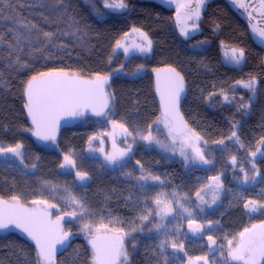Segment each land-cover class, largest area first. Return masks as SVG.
Returning a JSON list of instances; mask_svg holds the SVG:
<instances>
[{"label": "trees", "instance_id": "1", "mask_svg": "<svg viewBox=\"0 0 264 264\" xmlns=\"http://www.w3.org/2000/svg\"><path fill=\"white\" fill-rule=\"evenodd\" d=\"M124 1L128 10L117 15L107 13L100 0H70L67 13L55 27L52 46L29 70L16 73L0 64V134L9 141L38 147L31 133L22 132L30 130L23 111L24 89L33 76L50 72L88 78L111 76L112 111L155 127L164 117L154 92V69L173 68L184 77L188 88L181 111L189 129L203 143L209 161L206 169L220 178L226 195L219 207L209 202L213 217L225 228L240 233L264 223V207H259L264 205V47L251 41L248 24L226 0L207 4L198 32L186 41L172 24V11L150 0ZM136 32L141 40L146 34L152 41L151 51L128 56L118 53L117 41ZM233 49L244 52L243 61L234 60L235 65L229 64L232 56L228 51ZM120 68L123 72L117 73ZM253 80L254 91L245 87ZM91 121L88 118L64 130L59 143L72 134L83 133L84 125ZM158 134L167 139L168 128H160ZM120 141L124 144V139ZM109 144L103 140L105 151ZM94 147H102L101 142H95ZM136 150L127 156L136 160ZM232 157L236 158L235 164ZM228 190L241 191L244 198L227 194ZM0 197L7 195L0 190ZM250 201L256 202L257 210L245 207ZM135 248L129 264H153L147 263L140 249ZM37 254L36 248L22 238L0 235V264H37ZM90 258L85 244L77 240L55 264H88Z\"/></svg>", "mask_w": 264, "mask_h": 264}, {"label": "rangeland", "instance_id": "2", "mask_svg": "<svg viewBox=\"0 0 264 264\" xmlns=\"http://www.w3.org/2000/svg\"><path fill=\"white\" fill-rule=\"evenodd\" d=\"M210 1L212 0H205V6ZM119 2L120 0H100L107 13L117 15L128 10L124 0L125 8L106 5ZM69 6L70 0H0V64L16 73L29 70L52 46L55 27L65 16ZM205 8L201 7L200 0H178L172 10V24L182 40L186 41L198 32ZM182 28L186 35L182 33ZM45 32L53 33L51 41L44 36ZM136 34L137 32L127 35L116 51L125 56L139 52L137 45L144 41ZM261 46L264 47V42ZM125 49L128 51L125 52ZM228 53V56H232L229 64L235 65L233 50ZM238 54L235 53L236 56ZM122 72V68L117 70V73ZM113 121L117 126L114 127ZM159 123L152 127L137 120H129L112 111L111 105L104 117L86 123L83 133L72 134L61 143L57 140L36 147L18 140L9 141L5 135L0 134V149L22 145V157L7 151L0 152V190L7 195V198H2L13 201L12 197L15 196L20 204L45 208L56 219L63 216L61 222L64 231L70 233L68 238L72 237L76 241L86 243L98 228L99 235L116 234L122 230L126 234L124 246L128 259L125 262L121 257L119 264H129L130 254L135 247L140 249V255L147 263L153 264H242L243 261H233L228 257L227 244L228 240H232L234 247L240 232L225 228L219 219L213 217V209L209 207L213 195L209 185L213 184L211 178L216 176L211 169H206L207 164L193 159V148L196 147L207 160L206 151L202 150V141L197 140L198 136L190 129L181 136L169 134L167 139H163L158 131L160 128L166 131L170 124L168 121V125H165V118ZM121 124L127 132L119 127ZM22 132L31 133L25 129ZM149 132L155 138L152 142L141 139V136L148 135ZM104 139L110 143L107 151L103 147ZM122 139L124 144L120 141ZM156 140L160 143L157 144ZM95 142H101L102 147H94ZM113 143L118 149L131 145V153L139 147L140 152L136 150L139 152L138 157L133 160L130 156H125L116 163H109L105 156L113 152ZM182 149L184 155H181ZM65 156L70 157L74 166L66 164ZM141 168L145 173L159 176L160 180L139 181L137 178L142 174ZM77 172L86 173L85 179L80 180ZM142 184L145 185L143 188ZM222 191L221 187L219 198L216 203H212L214 208L219 207L226 196ZM197 192L204 197L205 203L197 197ZM173 193L177 196L174 197ZM69 194L85 206L83 215L78 205L70 203ZM227 194L241 195L244 198L241 191L228 190ZM158 197L162 200L159 206L155 203ZM177 197L190 210L191 216L179 209ZM33 201H46L55 207L35 205ZM165 203H170L173 211L162 220L156 213ZM73 211L77 213L75 217L65 215ZM149 212V219L142 220L141 217ZM190 220L193 221L192 228L189 227ZM85 223L91 225L90 231L83 229ZM156 224H162L163 227L157 231ZM197 225L202 227L199 231H194ZM208 236H212L216 243L210 245ZM161 240L168 241L163 250L159 247ZM172 243L177 247L173 248ZM201 257L205 259H197ZM40 264L45 263L41 261Z\"/></svg>", "mask_w": 264, "mask_h": 264}, {"label": "snow or ice", "instance_id": "3", "mask_svg": "<svg viewBox=\"0 0 264 264\" xmlns=\"http://www.w3.org/2000/svg\"><path fill=\"white\" fill-rule=\"evenodd\" d=\"M62 2V0H61ZM201 3L204 0H200ZM262 6H264V0H261ZM244 7V5H240ZM106 7H117V8H125L123 0H120L119 3L113 5H106ZM199 13L197 12V16ZM190 18V17H189ZM179 19V16H178ZM32 27H35L33 25ZM256 31V29H253ZM133 31H139L138 29H133ZM183 34H187L185 30L181 29ZM259 36L264 37V30L259 31ZM144 37V43L141 45H137V48L141 52L151 51L152 41L148 39L146 34H142ZM44 36L51 41L53 33L45 32ZM119 41H117V47H119ZM128 50L125 49V52ZM236 49H233V58L236 63L240 62V59L243 57V50H239V56L235 55ZM19 60V58H17ZM142 67V66H141ZM158 73L157 75V91L161 94V103L164 107V115H165V125H168L169 118L173 121H176L179 117L177 104L179 101L180 93L183 91V77L176 73L174 69L170 70L171 79L166 80L163 89L161 88L159 72L160 70L154 69ZM107 82V77L97 76L95 80H80L75 76L69 77L66 73H40L39 77L33 76L31 80L28 82V87L26 89L27 95V104L25 107L28 109V114L32 117V122L36 125L37 131L35 135L39 136L41 139H54V129L55 125L59 119L60 114H77V110L80 108L93 107L95 111V101L98 97L104 96L103 93V85ZM245 87L254 89V80L245 84ZM103 106H107V98H104ZM97 115L101 113L99 111L96 112ZM114 127L117 126L116 122L113 121ZM42 127L46 129L45 132H42ZM120 128L124 129L127 132V129L124 128V125H119ZM176 130L172 129L171 131ZM131 135V133H128ZM232 136L235 137L236 133L233 132ZM141 139L152 142L155 138L152 137L149 132L148 135L141 136ZM198 140L199 137H196ZM157 144L160 143L159 140L155 141ZM174 142V138H173ZM219 143H223L220 141ZM22 145L17 144L15 147H9L7 149H0V152L7 151L13 153L17 157H22L20 152ZM131 145H129L125 149H118L113 143V152L105 156V159L109 163H116L118 160L127 156L131 151ZM102 150V149H101ZM193 151L195 152V156L193 159H198L202 163H209L208 160L205 159L204 154L199 148L194 147ZM181 155H184L183 149L181 150ZM256 153L253 152L252 156H255ZM185 159H188L185 156ZM64 160L66 164H70L74 166V162L70 159L69 156H65ZM21 162L23 160L21 159ZM232 162L235 164L236 158L232 157ZM35 167V165H33ZM64 167V165H61ZM253 169H255V164H253ZM243 171V169H241ZM141 176L137 179L139 181L147 182L149 180L159 181V176H153L151 173H145L143 168H141ZM77 177L80 180H84L86 177V173L77 172ZM128 175H131L129 173ZM213 184L209 185L211 188L212 195V203H215L219 198V189L222 187L219 180L220 178L212 177ZM249 179L247 173H245L244 180L247 181ZM254 179V177H253ZM145 185L142 184L143 188ZM55 191V186L53 188ZM163 195V194H161ZM197 197L201 200L202 203H205L204 197L201 196L200 192L196 193ZM173 196L176 197L177 194L173 193ZM70 203H74L78 205L81 215L86 211L85 206L78 200L75 196H71L69 194ZM179 197H177V204L179 209H182L183 212L188 213L191 216V212L188 208L184 207L182 203L179 202ZM12 200L13 204H7L5 201H0V228H6L9 224H15L16 227L21 228L23 231L27 232V234L36 242V246L39 249L38 252V264L41 261L45 262V264H51V261L54 257L55 253V245L58 243H63L64 240L68 238L70 233L65 232L60 221L63 219V216H58L56 221H51L47 219L48 213L46 210H41L39 208H24L22 205L18 203V197L13 196ZM35 205L44 204L46 207H55V205L48 204L46 201H33ZM155 203L159 206L162 204V200L158 197L155 200ZM246 208H250L252 211L257 210V205L255 201H250L245 205ZM259 207H264V205H259ZM173 211L170 203H165L163 207H160L157 211V215L161 216L163 220L165 216ZM65 215L75 217L77 215L76 211L66 213ZM148 215H143L141 217L142 220H148ZM193 221H189V227L192 228ZM163 227L162 224H156L155 228L159 231ZM201 225H197L194 231H199ZM83 229L85 231L91 230V225L85 223L83 225ZM259 229V231H257ZM135 230V229H133ZM111 231V230H110ZM99 228L96 229V234L92 236L89 240V243L92 247L93 259L95 264H116V261L119 260L120 257L124 258V261L127 262L128 254L124 246V234L122 230L110 237H101L99 235ZM208 240L211 244H215V240H213L212 236H208ZM168 244L167 240H161L159 247L163 250L165 246ZM227 244L229 245L228 257L233 261H243L244 264H257V258H264V223L259 225H253L251 229L245 228L244 231L239 233V240L233 247V241L228 240ZM173 248H176L177 245L172 243ZM182 249V245L180 246ZM197 259H205V258H197Z\"/></svg>", "mask_w": 264, "mask_h": 264}, {"label": "water", "instance_id": "4", "mask_svg": "<svg viewBox=\"0 0 264 264\" xmlns=\"http://www.w3.org/2000/svg\"><path fill=\"white\" fill-rule=\"evenodd\" d=\"M153 1H155L158 5H160L162 7H165V8H168V9L174 7L176 5V3H177V0H153ZM238 1L239 0H235V2H238ZM255 1L256 0H250V3H254ZM259 1L261 2V0H259ZM261 6H262V3H261ZM263 7L264 6H262V8ZM253 32L254 31L252 30V33ZM172 69L173 68H170V67H165V68L158 69V70H160L159 77H160V83H161V88L162 89L164 87L165 81L171 79V75L172 74H171L170 70H172ZM175 72L179 73L176 70H175ZM50 73H56V74L66 73L69 77L75 76L76 78H78L80 80H89V81L95 80L96 77H97V76H94V77H89L88 78V77H84V76H81V75H78V74H74V73H69V72H50ZM157 75H158V73L155 71L153 73L154 92H155V96H156V99H157L159 107H160L161 115L163 117H165V115H164V107L162 106V103H161V94H160V92L157 91ZM179 75L181 77H183L180 73H179ZM37 77H39V76H37ZM100 77H107V82L103 85L104 96L98 97L97 100L95 101V109L96 110L94 111L93 107H87V108L78 109L77 110V114H75V115L60 114L59 115V119H58V121H57V123L55 125V129H54V136H55L54 139H51V138H49V139H41L39 136L35 135V132L37 131L36 125L33 124L32 117L28 114V109L25 107V105L28 102L27 95H26V89L28 87V83H27L26 86H25V89H24L23 111H24V114H25V119H26L27 126L31 130L32 139L39 145H45V144H48L50 142L57 141L60 138V136H61V134H62V132L64 130L74 128L75 126L80 124L83 120H86L88 118L93 119V120H98V119L104 117L109 112L110 107H111V99H110V95H109V88H110V83H111L112 79H111V76H100ZM187 93H188V88H187L186 81H185V79L183 77V91L180 93L179 101H178V104H177V110H178L179 117H178V119L176 121H173L171 118H169V124L170 125L168 127V132L170 134V130L176 129V130L171 131V135L174 136V137L181 136V135H183L184 133H186L189 130L188 122H187L186 118L184 117V115H183V113L181 111V106H182V104H183V102H184V100H185V98L187 96ZM105 97L107 98V106L106 107L103 106V102H104V98ZM97 111H99L101 114L97 115L96 114ZM41 131L45 132L46 129H44L42 127ZM0 201H5V202H7V204H13L14 203L13 201L5 200L3 198H0ZM20 205H22L24 208H29V209H31V208H39L41 210H46V212L48 213L47 219H49L51 221H56V219L53 218V214L49 210H47L45 208H42V207H28V206H25L23 204H20ZM60 223L62 225L61 221H60ZM62 227H63V225H62ZM63 230H64V227H63ZM8 233L17 234V235L25 238L27 241L32 243L34 246H36V242L27 234V232L23 231L21 228L16 227L15 224H9L6 228H0V235H4V234H8ZM113 235L114 234H101L100 236L101 237H110V236H113ZM69 240L70 239L67 238L66 240H64V242L62 244L58 243V244L55 245V253H54V257H53V259L51 261V264H55L56 256H57L58 252L59 251H63L64 249L67 248ZM120 258H119V260L116 261V264L120 263ZM257 259H258V263L257 264H262L264 262V258H259L258 257Z\"/></svg>", "mask_w": 264, "mask_h": 264}, {"label": "flooded vegetation", "instance_id": "5", "mask_svg": "<svg viewBox=\"0 0 264 264\" xmlns=\"http://www.w3.org/2000/svg\"><path fill=\"white\" fill-rule=\"evenodd\" d=\"M150 1H153V0H150ZM213 1V0H212ZM155 2V1H153ZM211 2V1H210ZM228 2V1H227ZM156 3V2H155ZM177 3H178V0H177ZM176 3V4H177ZM209 2H207L208 4ZM244 5V7H241L240 5ZM200 5L202 8H205V0L203 3L200 2ZM230 7L239 15H242L244 18H242L247 24H248V27H249V31H250V38H251V41L256 45V46H259V47H263L261 46L262 43L264 42V37H260L259 36V31L261 30H264V7L262 8L261 6V2L259 0H256L254 3H250V0H239L238 2H235V0H231V2L229 3ZM234 7H233V6ZM176 6V5H175ZM174 6V7H175ZM162 7V6H161ZM165 8L163 7L164 9L168 10V11H172L173 8ZM183 7H186V6H183ZM256 29V31H254L253 29ZM252 30L254 31L252 33ZM258 41V42H257ZM239 53V52H238ZM239 56V54H238ZM244 59V55L243 57L240 59V62H242ZM54 217V215H53ZM9 234H12V235H16L17 237L19 238H22L23 240H25L26 242H29L27 241L25 238L17 235V234H13V233H8V234H4V235H9ZM68 239L69 240V243H68V246L66 249H64L63 251H59L57 256H56V260L58 258L59 255H61L62 253L66 252L70 245L76 241V240H73L72 237H69ZM83 242V241H82ZM30 243V242H29ZM85 244V246L87 247V249L89 250L90 254H91V258L89 259L88 261V264H95L94 263V259H93V252H92V248H91V245L89 243V241H87L86 243L83 242ZM31 244V243H30ZM33 245V244H32ZM34 246V245H33ZM36 248V251L37 253L39 252L38 248L36 246H34ZM38 255V254H37ZM45 263V262H44ZM56 263V262H55ZM257 263H258V259H257Z\"/></svg>", "mask_w": 264, "mask_h": 264}]
</instances>
